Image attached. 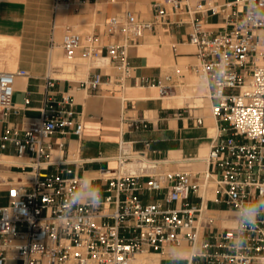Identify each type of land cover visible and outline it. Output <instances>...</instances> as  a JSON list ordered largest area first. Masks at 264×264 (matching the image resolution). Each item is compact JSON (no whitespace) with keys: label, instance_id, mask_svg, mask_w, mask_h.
Masks as SVG:
<instances>
[{"label":"built area","instance_id":"1","mask_svg":"<svg viewBox=\"0 0 264 264\" xmlns=\"http://www.w3.org/2000/svg\"><path fill=\"white\" fill-rule=\"evenodd\" d=\"M59 1L64 0L55 4ZM151 8L150 19L129 8L112 14L106 30L113 40L105 45L96 34L67 25L64 56L79 52L97 66L111 65L104 77L94 73L83 81L88 91L104 83L123 87L133 70L127 52L131 41L168 24L169 13L185 14L176 24L190 29L197 57L193 73L207 86L217 128L203 156L206 167L193 172L183 164L186 158L153 159L144 149H134L133 141L121 139L116 166L97 178L105 182L98 186L104 193L100 205L92 207L88 197L96 185L75 175L62 156L63 143L55 158L49 145L56 132L80 137L83 122L69 97L49 96L41 117L22 133L7 127L0 135V149L12 142L22 170L20 178L6 182V202L0 205V264L15 259L22 264H264V209L254 225L244 222L246 209L264 202V0H230L221 7L164 0ZM207 12L221 14L219 31H208L194 16ZM19 75L27 71H0V120L13 108ZM169 80L166 75L141 82L168 96L173 91ZM52 85L49 77L47 86ZM120 121L127 129L148 126L144 118L122 116ZM196 124H203L201 116ZM8 159L0 155V169ZM201 183L212 184L213 196L200 193ZM153 193L158 196L147 199ZM167 249L176 261L161 256ZM183 251L185 256H177ZM138 254L159 256L149 263L137 261Z\"/></svg>","mask_w":264,"mask_h":264},{"label":"crops","instance_id":"2","mask_svg":"<svg viewBox=\"0 0 264 264\" xmlns=\"http://www.w3.org/2000/svg\"><path fill=\"white\" fill-rule=\"evenodd\" d=\"M200 1L221 7L230 0ZM55 2L0 0V71H27V75L15 78L13 108L0 120V135L7 127L22 133L32 121L41 117L49 96L56 100L67 96L72 100L75 117L83 122V130L80 137L54 133L49 139L52 157L57 156L56 150L63 143L62 156L69 160L68 166L74 169L75 175L89 179L92 185L104 187L105 182L97 178L102 171L116 166L115 157L121 139L133 141V148L144 149L150 158L169 161L185 157L189 160L185 163L193 162L195 171L204 169L203 156L217 128L212 112L210 115L206 112L195 115L192 109H183L187 95L178 91L181 79L186 74H193L197 65L196 50L188 38V25L176 24L179 17L186 15L169 13L168 24L156 25L142 37L131 41L127 52L133 70L123 87L104 83L90 92L84 88L83 81L94 73H101L104 77L111 71V65L79 62L77 67L74 64L71 66L73 70L66 72L60 66L52 65L54 54L61 58V52L64 55L61 41L65 27L68 25L94 33L100 44L105 45L113 40L106 30V22L112 14L129 8L138 17L150 19L151 3H163L164 0H64L57 5ZM63 2L66 5H60ZM60 6H63V11H60ZM194 16L213 33L223 27L220 13H197ZM78 55L79 52L73 58L77 59ZM64 73L71 77L62 76ZM166 75L170 76L168 82L173 85L172 94L168 96H160L156 87L141 82L143 78L155 79ZM49 77L53 79L52 86H47ZM172 95H181L183 103L165 104V98ZM199 96L196 94L193 103L186 107H204L195 103ZM122 116L144 118L148 126L127 129L120 121ZM197 116L203 118L202 125L196 124ZM15 153V145L10 141L0 149V155L11 160ZM21 172L19 163L1 167L0 177L5 181H0V205L6 201V182L20 178ZM199 190L204 197H211L208 184L200 186ZM156 196L158 193H153L147 199ZM161 256L172 258L174 255L172 249H167ZM177 256L183 257L185 252Z\"/></svg>","mask_w":264,"mask_h":264},{"label":"rangeland","instance_id":"3","mask_svg":"<svg viewBox=\"0 0 264 264\" xmlns=\"http://www.w3.org/2000/svg\"><path fill=\"white\" fill-rule=\"evenodd\" d=\"M60 11H63V8L60 6ZM62 54V62L59 63V64H55L53 61H52V65H57V66H60V68L63 70V71H68V70H73L72 68H68V66H73L74 64H76V67L78 66V63L79 62H86L88 64H90L91 62L96 64L95 61L93 60H90V59H87V58H84V57H81L80 55L77 56V59L76 60H73L71 63L65 61L64 59H66V57L63 55V53L61 52ZM68 63V64H66ZM75 68V67H74ZM64 77H66L67 75H65V73L62 75ZM204 82L198 78V76L196 74H186V77L181 79V83H180V86L178 87V91H183V93L186 96V99H187V102L186 104L184 105V108L183 109H192L194 114L195 115H199L203 112H206L208 113L209 115L211 114V110H210V105H209V99L207 97V90L205 88V86H203ZM200 90H203V91H200ZM196 94H200L199 97L201 98H204L202 101H199L198 98L195 100V103L196 104H201L202 106L204 105V107H186L190 104H192L193 100H194V96ZM201 94L203 96H201ZM212 134V133H211ZM216 134V133H215ZM214 134V135H215ZM213 135V136H214ZM207 152V148L205 150V153L204 155L206 154ZM180 158H185V157H180ZM190 165V169L194 172L195 168L193 166V162L191 163H184V165ZM209 186H212V184H208ZM6 201H3L2 203L4 204ZM212 206L214 207H219L220 205H217V204H212ZM176 255H174L175 257ZM166 260L168 261H176V257L175 258H166ZM182 261V258L178 259L177 261ZM7 264H22V262L20 260H9Z\"/></svg>","mask_w":264,"mask_h":264},{"label":"bare ground","instance_id":"4","mask_svg":"<svg viewBox=\"0 0 264 264\" xmlns=\"http://www.w3.org/2000/svg\"><path fill=\"white\" fill-rule=\"evenodd\" d=\"M63 7V6H62ZM55 52H56V50H55ZM61 52V51H60ZM59 54V53H58ZM55 55V56H54ZM53 56H54V62H61V60H63L59 55H56V54H54ZM65 61H67V62H69V63H71L73 60H76L75 58H73V57H70V58H67L66 57V59H64ZM53 61V60H52ZM66 64H68V63H66ZM67 67L68 68H71V66H68L67 65ZM70 73H71V71H70ZM67 76H70L71 77V75H68L67 74ZM74 77V76H73ZM69 78V77H68ZM203 86H205V83L203 84ZM205 88H206V86H205ZM207 90V89H206ZM200 91H203V90H200ZM204 98H201V97H199L198 98V100L199 101H202ZM183 103V98L181 97V95H172V96H170V97H168V98H165V104H172V105H181ZM197 105H201V104H197ZM205 105V104H204ZM203 105V106H204ZM199 157V156H198ZM201 157V156H200ZM197 158V157H196ZM4 162V164H3V166H7L9 163H17L18 161L16 160V159H8V160H4L3 161ZM205 167H206V165H205ZM204 167V168H205ZM203 170V169H202ZM198 171H201V170H198ZM206 184H203V183H201V186L203 187V186H205ZM208 187L209 188H211V186H209L208 185ZM209 195H213V193L212 194H209ZM227 222V224H232V222L229 220V221H226ZM185 255H186V253H185ZM158 256L159 255H157V254H150V255H145V254H138L137 255V261H139V262H149V263H156L157 262V260H158Z\"/></svg>","mask_w":264,"mask_h":264},{"label":"clouds","instance_id":"5","mask_svg":"<svg viewBox=\"0 0 264 264\" xmlns=\"http://www.w3.org/2000/svg\"><path fill=\"white\" fill-rule=\"evenodd\" d=\"M91 192L94 193V195H90L88 197L90 201V206L92 207H98L101 203L102 193L98 186H95L90 189ZM80 197L77 196L76 200H79ZM261 209H264V202H258L256 204L250 205L245 212L244 222L246 225L251 226L254 225L256 222L257 216L260 214ZM240 247L243 248L246 241L244 239L240 240Z\"/></svg>","mask_w":264,"mask_h":264}]
</instances>
